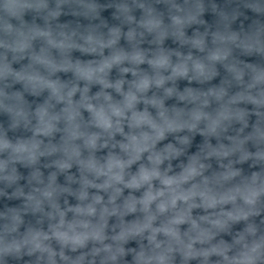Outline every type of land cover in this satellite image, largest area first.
<instances>
[{
  "label": "clouds",
  "instance_id": "obj_1",
  "mask_svg": "<svg viewBox=\"0 0 264 264\" xmlns=\"http://www.w3.org/2000/svg\"><path fill=\"white\" fill-rule=\"evenodd\" d=\"M0 264H264V0H0Z\"/></svg>",
  "mask_w": 264,
  "mask_h": 264
}]
</instances>
